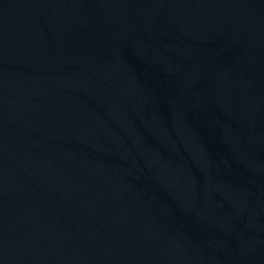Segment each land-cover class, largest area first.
<instances>
[{
    "label": "water",
    "instance_id": "1",
    "mask_svg": "<svg viewBox=\"0 0 264 264\" xmlns=\"http://www.w3.org/2000/svg\"><path fill=\"white\" fill-rule=\"evenodd\" d=\"M0 264H264V0H0Z\"/></svg>",
    "mask_w": 264,
    "mask_h": 264
}]
</instances>
